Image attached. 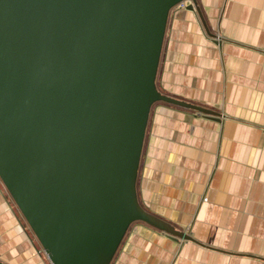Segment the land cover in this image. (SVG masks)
I'll use <instances>...</instances> for the list:
<instances>
[{
    "label": "water",
    "instance_id": "95a60500",
    "mask_svg": "<svg viewBox=\"0 0 264 264\" xmlns=\"http://www.w3.org/2000/svg\"><path fill=\"white\" fill-rule=\"evenodd\" d=\"M181 1L0 0V179L52 264H112L135 222L192 240L137 188L156 103L219 117L157 86Z\"/></svg>",
    "mask_w": 264,
    "mask_h": 264
},
{
    "label": "crops",
    "instance_id": "0c3cea01",
    "mask_svg": "<svg viewBox=\"0 0 264 264\" xmlns=\"http://www.w3.org/2000/svg\"><path fill=\"white\" fill-rule=\"evenodd\" d=\"M197 2L208 30L171 11L157 86L219 117L156 103L137 183L192 240L136 222L112 264H264V0ZM0 264H52L1 179Z\"/></svg>",
    "mask_w": 264,
    "mask_h": 264
},
{
    "label": "built area",
    "instance_id": "2783aa9c",
    "mask_svg": "<svg viewBox=\"0 0 264 264\" xmlns=\"http://www.w3.org/2000/svg\"><path fill=\"white\" fill-rule=\"evenodd\" d=\"M190 4H192V0H183V1L179 2L177 5H175L172 10L187 9ZM217 40L222 41L220 35H219V38ZM205 200H207V198Z\"/></svg>",
    "mask_w": 264,
    "mask_h": 264
},
{
    "label": "rangeland",
    "instance_id": "374dc122",
    "mask_svg": "<svg viewBox=\"0 0 264 264\" xmlns=\"http://www.w3.org/2000/svg\"><path fill=\"white\" fill-rule=\"evenodd\" d=\"M135 223H136V222H135ZM135 223H134V224H135ZM134 224H133V225H134Z\"/></svg>",
    "mask_w": 264,
    "mask_h": 264
}]
</instances>
